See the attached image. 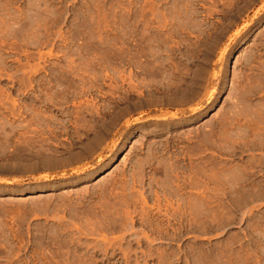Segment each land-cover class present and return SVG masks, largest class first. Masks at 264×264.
<instances>
[{
  "label": "rangeland",
  "instance_id": "374dc122",
  "mask_svg": "<svg viewBox=\"0 0 264 264\" xmlns=\"http://www.w3.org/2000/svg\"><path fill=\"white\" fill-rule=\"evenodd\" d=\"M0 264H264V0H0Z\"/></svg>",
  "mask_w": 264,
  "mask_h": 264
},
{
  "label": "bare ground",
  "instance_id": "6f19581e",
  "mask_svg": "<svg viewBox=\"0 0 264 264\" xmlns=\"http://www.w3.org/2000/svg\"><path fill=\"white\" fill-rule=\"evenodd\" d=\"M200 77V76H199ZM195 78V77H194ZM201 79V78H200ZM196 81V80H195ZM197 84V83H196ZM199 84V83H198ZM199 87V86H198Z\"/></svg>",
  "mask_w": 264,
  "mask_h": 264
}]
</instances>
